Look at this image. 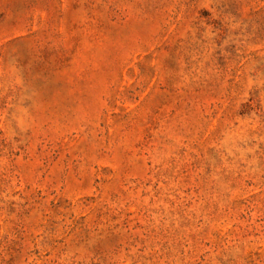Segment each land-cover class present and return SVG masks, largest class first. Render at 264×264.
Here are the masks:
<instances>
[{"label":"rangeland","instance_id":"rangeland-1","mask_svg":"<svg viewBox=\"0 0 264 264\" xmlns=\"http://www.w3.org/2000/svg\"><path fill=\"white\" fill-rule=\"evenodd\" d=\"M0 264H264V0H0Z\"/></svg>","mask_w":264,"mask_h":264}]
</instances>
